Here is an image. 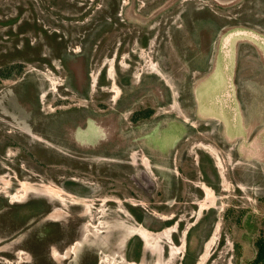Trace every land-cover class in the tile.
<instances>
[{
    "label": "rangeland",
    "instance_id": "374dc122",
    "mask_svg": "<svg viewBox=\"0 0 264 264\" xmlns=\"http://www.w3.org/2000/svg\"><path fill=\"white\" fill-rule=\"evenodd\" d=\"M262 246L264 0H0V264Z\"/></svg>",
    "mask_w": 264,
    "mask_h": 264
},
{
    "label": "bare ground",
    "instance_id": "6f19581e",
    "mask_svg": "<svg viewBox=\"0 0 264 264\" xmlns=\"http://www.w3.org/2000/svg\"><path fill=\"white\" fill-rule=\"evenodd\" d=\"M221 1V0H220ZM223 2V1H222ZM242 31H244L243 29H242ZM249 31V30H248ZM247 32V31H246ZM225 38H227V37H225ZM226 40V39H225ZM230 55V54H229ZM113 68H114V65H113V62H112V64H111V68H110V71H111V73H112V71H113ZM110 77H113L112 75L110 76ZM95 82H96V77H94V79H93V84L92 85H95ZM115 87H118V86H115ZM54 89L56 88V84H54V87H53ZM117 90L119 91V89L117 88ZM116 90V91H117ZM218 91V90H217ZM43 95H44V93H43ZM147 166L150 168V165H149V163H147ZM150 170H151V168H150ZM152 171V170H151ZM204 188H205V192H208V193H210V192H212V189H211V187H209L208 185H206V184H204ZM210 195V194H209ZM14 196V195H13ZM22 196V195H21ZM18 198V197H17ZM206 198H207V196H206ZM202 204L204 205V203L202 202ZM128 214L130 215V213L128 212ZM124 227V230L126 231L125 233H124V235H123V241L122 242H120L121 244L120 245H124L125 243H126V241H127V239L131 236V235H133V234H137V235H139L145 242H148L149 241V239H150V237L152 236L151 234H152V232L149 230V229H147L146 227H144L143 225H141V224H136V225H134V226H127V225H125V226H123ZM170 230H173V229H171L170 228ZM169 233L171 232V231H168ZM159 234H161L162 232H158ZM166 234V233H165ZM167 235V234H166ZM169 235V234H168ZM80 242L81 241H78V243L77 244H80ZM56 254V253H55ZM202 258H203V256H202ZM201 258V259H202ZM101 262H103V260H101ZM202 263V262H201ZM130 264H141V263H136V262H132V263H130Z\"/></svg>",
    "mask_w": 264,
    "mask_h": 264
},
{
    "label": "trees",
    "instance_id": "16d2710c",
    "mask_svg": "<svg viewBox=\"0 0 264 264\" xmlns=\"http://www.w3.org/2000/svg\"><path fill=\"white\" fill-rule=\"evenodd\" d=\"M131 210L134 212V209H133V208H131ZM135 215L137 216L138 219H140L139 216H138L136 213H135ZM263 257H264V249H263V246H262V247L259 249L257 260L260 261V260L263 259ZM183 264H184V263H183Z\"/></svg>",
    "mask_w": 264,
    "mask_h": 264
},
{
    "label": "flooded vegetation",
    "instance_id": "af4514ba",
    "mask_svg": "<svg viewBox=\"0 0 264 264\" xmlns=\"http://www.w3.org/2000/svg\"><path fill=\"white\" fill-rule=\"evenodd\" d=\"M132 208V207H131ZM132 211V210H131ZM133 212V211H132ZM133 213H135V211L133 212ZM140 218V217H139ZM140 220V219H139Z\"/></svg>",
    "mask_w": 264,
    "mask_h": 264
},
{
    "label": "water",
    "instance_id": "95a60500",
    "mask_svg": "<svg viewBox=\"0 0 264 264\" xmlns=\"http://www.w3.org/2000/svg\"><path fill=\"white\" fill-rule=\"evenodd\" d=\"M231 1V0H230Z\"/></svg>",
    "mask_w": 264,
    "mask_h": 264
}]
</instances>
